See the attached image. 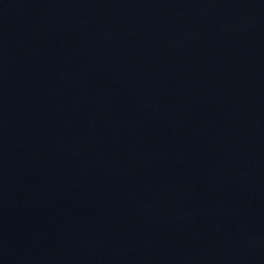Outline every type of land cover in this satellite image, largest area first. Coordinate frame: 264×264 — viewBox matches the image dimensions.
<instances>
[{
    "label": "water",
    "instance_id": "1",
    "mask_svg": "<svg viewBox=\"0 0 264 264\" xmlns=\"http://www.w3.org/2000/svg\"><path fill=\"white\" fill-rule=\"evenodd\" d=\"M0 264H264V0H0Z\"/></svg>",
    "mask_w": 264,
    "mask_h": 264
}]
</instances>
